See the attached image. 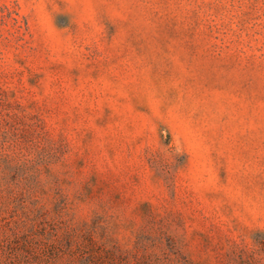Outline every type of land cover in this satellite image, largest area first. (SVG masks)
<instances>
[{
  "label": "rangeland",
  "instance_id": "1",
  "mask_svg": "<svg viewBox=\"0 0 264 264\" xmlns=\"http://www.w3.org/2000/svg\"><path fill=\"white\" fill-rule=\"evenodd\" d=\"M0 264H264V0H0Z\"/></svg>",
  "mask_w": 264,
  "mask_h": 264
}]
</instances>
